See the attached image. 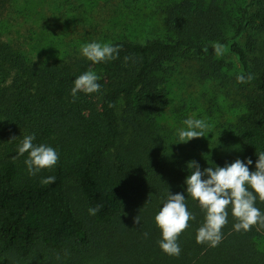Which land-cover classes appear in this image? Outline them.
<instances>
[{"label": "trees", "instance_id": "obj_1", "mask_svg": "<svg viewBox=\"0 0 264 264\" xmlns=\"http://www.w3.org/2000/svg\"><path fill=\"white\" fill-rule=\"evenodd\" d=\"M253 1L237 19L221 1L172 0L164 16L167 37H115L108 43L118 56L100 63L81 49L34 59L0 27V264H264L258 241L264 227L237 232L231 205L221 242L197 243L205 212L185 183L188 162L203 171L251 159L254 172L264 152V0L249 16ZM8 3L0 0V18ZM216 43L230 46L240 69L224 72L232 63L219 59ZM175 59L198 62L203 80L230 84V106L239 112L215 137L184 143L160 123L169 105L166 63ZM87 71L100 77L101 89L78 92L74 100V81ZM31 134L34 144L59 155L36 175L28 172V154L18 155ZM49 176L55 183L43 184ZM169 192L183 194L195 216L178 237L179 256L160 248L155 222ZM255 207L264 215L258 195Z\"/></svg>", "mask_w": 264, "mask_h": 264}, {"label": "rangeland", "instance_id": "obj_2", "mask_svg": "<svg viewBox=\"0 0 264 264\" xmlns=\"http://www.w3.org/2000/svg\"><path fill=\"white\" fill-rule=\"evenodd\" d=\"M172 0H9L0 18L4 38L22 47L26 53L40 60L54 55L73 53L87 43L110 42L125 36L140 41L167 37L164 23L166 7ZM221 1L240 17L241 9L250 0ZM257 9V0L249 7V16ZM250 33V29L247 31ZM246 35L240 38L244 43ZM224 47L219 59L232 63L224 72L229 75L240 69L237 56L230 46ZM199 63L175 59L166 63L169 105L160 123L174 138L178 130L186 128V119H202L208 128L205 135L215 137L220 127L235 119L238 107H232L233 95L228 96L226 81L203 80L196 74ZM232 94H235L233 91ZM234 97L238 98L235 94ZM236 103V101H235ZM259 246L264 248V238Z\"/></svg>", "mask_w": 264, "mask_h": 264}, {"label": "clouds", "instance_id": "obj_3", "mask_svg": "<svg viewBox=\"0 0 264 264\" xmlns=\"http://www.w3.org/2000/svg\"><path fill=\"white\" fill-rule=\"evenodd\" d=\"M213 49L217 56L223 54V45L216 43ZM118 48L109 43L91 42L81 47L83 56L93 63H100L114 59L118 56ZM204 51H207L205 49ZM127 57L125 60L127 61ZM253 77L249 75L247 80ZM100 77L93 71H87L77 77L71 90L75 100L78 92L92 94L99 92L101 85L98 83ZM239 83L245 82V77H237ZM186 128L178 130L179 140L188 142L194 138L206 137L207 123L202 119H186ZM16 138H13L15 140ZM35 134L26 135L18 147V155L28 154L25 164L30 175H36L41 169L52 168L57 164L59 155L56 150L45 144H34ZM256 170L251 172L249 165L251 159L245 164L237 159L226 167L210 166L201 171L196 161L188 162L187 167L190 175L186 178L187 193L193 200L199 202L205 212V220L197 230L196 241L198 244L208 243L216 247L222 240V228L228 223L229 205L232 207V215L238 221L234 228L237 232L250 231L257 224L264 227V215L255 207L257 195L264 201V152L257 154ZM204 177H207L206 179ZM56 177L49 176L42 179L45 185L55 183ZM249 187L254 190H249ZM183 194L168 193L166 202L155 216V222L162 231V240L159 241L160 248L170 256H179L181 248L178 244L179 235L189 226V221L195 216L188 210ZM101 206L90 208L89 213L95 215ZM140 217L135 218L139 224Z\"/></svg>", "mask_w": 264, "mask_h": 264}]
</instances>
